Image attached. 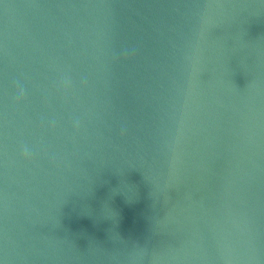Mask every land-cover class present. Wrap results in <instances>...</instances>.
Instances as JSON below:
<instances>
[{
    "label": "water",
    "instance_id": "95a60500",
    "mask_svg": "<svg viewBox=\"0 0 264 264\" xmlns=\"http://www.w3.org/2000/svg\"><path fill=\"white\" fill-rule=\"evenodd\" d=\"M0 264H264V0H0Z\"/></svg>",
    "mask_w": 264,
    "mask_h": 264
},
{
    "label": "clouds",
    "instance_id": "9594fccd",
    "mask_svg": "<svg viewBox=\"0 0 264 264\" xmlns=\"http://www.w3.org/2000/svg\"><path fill=\"white\" fill-rule=\"evenodd\" d=\"M25 154H27V153H25Z\"/></svg>",
    "mask_w": 264,
    "mask_h": 264
}]
</instances>
